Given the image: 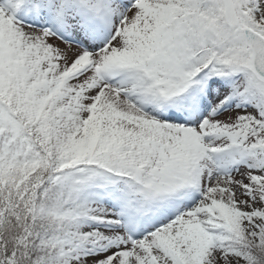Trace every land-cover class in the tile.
I'll return each mask as SVG.
<instances>
[{"label":"snow or ice","instance_id":"6c2138e0","mask_svg":"<svg viewBox=\"0 0 264 264\" xmlns=\"http://www.w3.org/2000/svg\"><path fill=\"white\" fill-rule=\"evenodd\" d=\"M0 264H264V0H0Z\"/></svg>","mask_w":264,"mask_h":264}]
</instances>
